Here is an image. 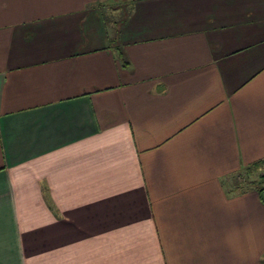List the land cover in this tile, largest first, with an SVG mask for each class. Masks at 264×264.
I'll use <instances>...</instances> for the list:
<instances>
[{"label":"crops","instance_id":"1","mask_svg":"<svg viewBox=\"0 0 264 264\" xmlns=\"http://www.w3.org/2000/svg\"><path fill=\"white\" fill-rule=\"evenodd\" d=\"M259 162L264 0H0V264H264Z\"/></svg>","mask_w":264,"mask_h":264},{"label":"trees","instance_id":"2","mask_svg":"<svg viewBox=\"0 0 264 264\" xmlns=\"http://www.w3.org/2000/svg\"><path fill=\"white\" fill-rule=\"evenodd\" d=\"M263 164H264V162H259L256 166L252 167L251 174L254 173V171L261 170ZM260 177H261L260 179H262V180H260V182L258 183L259 186L257 185V188L259 190V193L261 194V197L264 198L263 197V195H264V175L260 176ZM240 179H241V177H240ZM237 186L239 187L240 190H246L247 189V186L244 185L243 183H241V181L238 182ZM248 186H249V184H248Z\"/></svg>","mask_w":264,"mask_h":264},{"label":"rangeland","instance_id":"3","mask_svg":"<svg viewBox=\"0 0 264 264\" xmlns=\"http://www.w3.org/2000/svg\"><path fill=\"white\" fill-rule=\"evenodd\" d=\"M264 175V168L262 167L261 170H257V171H254V173H252V177H248L246 176L244 173L243 175H241V183H243L244 185H246L247 187H251V185L248 186V184H250L251 180H257V184L260 182V179L261 177L260 176H263Z\"/></svg>","mask_w":264,"mask_h":264},{"label":"built area","instance_id":"4","mask_svg":"<svg viewBox=\"0 0 264 264\" xmlns=\"http://www.w3.org/2000/svg\"><path fill=\"white\" fill-rule=\"evenodd\" d=\"M241 180H242V178H241Z\"/></svg>","mask_w":264,"mask_h":264},{"label":"water","instance_id":"5","mask_svg":"<svg viewBox=\"0 0 264 264\" xmlns=\"http://www.w3.org/2000/svg\"><path fill=\"white\" fill-rule=\"evenodd\" d=\"M263 197H264V195H263Z\"/></svg>","mask_w":264,"mask_h":264}]
</instances>
